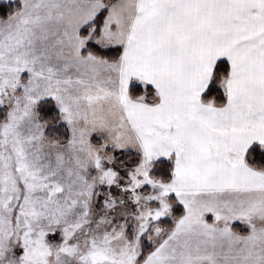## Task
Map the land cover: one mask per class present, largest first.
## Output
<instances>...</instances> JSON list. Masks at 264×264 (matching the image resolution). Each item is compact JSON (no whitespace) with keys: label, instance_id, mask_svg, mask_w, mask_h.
I'll use <instances>...</instances> for the list:
<instances>
[{"label":"snow or ice","instance_id":"snow-or-ice-1","mask_svg":"<svg viewBox=\"0 0 264 264\" xmlns=\"http://www.w3.org/2000/svg\"><path fill=\"white\" fill-rule=\"evenodd\" d=\"M0 264H264V0H0Z\"/></svg>","mask_w":264,"mask_h":264}]
</instances>
